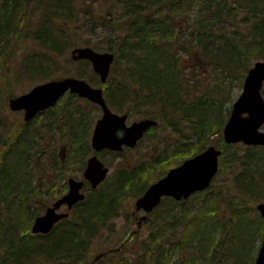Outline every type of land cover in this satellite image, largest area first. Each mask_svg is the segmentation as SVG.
Masks as SVG:
<instances>
[{
    "label": "trees",
    "instance_id": "1",
    "mask_svg": "<svg viewBox=\"0 0 264 264\" xmlns=\"http://www.w3.org/2000/svg\"><path fill=\"white\" fill-rule=\"evenodd\" d=\"M54 1L63 7L62 0ZM16 2L0 0L3 33L11 34L13 29H7L20 24ZM119 3L123 18L130 20L125 23L126 28H118L120 35L122 32L119 45L104 49L114 55L104 83L107 84L103 89L104 100L110 109H126L132 103L135 108H147L149 119L157 124L159 120L173 131L174 139L167 144L173 155L157 156L147 167L146 163H139L129 170L120 169L111 177L107 190L89 189L68 216L44 235L30 234L29 230L22 232L30 229L31 222L47 206L30 202V196L38 194L35 190L40 187L35 186L33 190L32 181L30 184L25 181L22 186L18 183V163L7 170L3 168L4 172L0 170L3 191H0V200L5 198L2 208L10 214L8 219L12 223L8 220L9 231L1 234L6 237L0 236V244L5 243L3 253L2 248L0 250V264H32L54 259L61 261L60 264L77 259L85 261L90 240L98 228L106 226L105 223L116 216L125 193L129 192L130 198L141 196L150 181L157 180L150 179V173L159 165L171 161V157L194 156L213 144L210 124L226 99L222 85L231 79L242 85L253 65L251 61L264 56V0H200L198 6L193 0H121ZM193 8H196L195 16L184 30L173 22L178 18L187 20L183 14ZM242 11L240 17L238 12ZM243 23L246 29L238 28ZM41 31L45 32V27ZM81 62L89 64L87 60ZM63 98L71 104L78 99L72 94ZM124 112L129 116V110ZM69 118V122L62 123L69 132L67 138L80 143L79 149H84V153L91 152L86 143L90 136L89 123L80 127L79 116ZM24 135H18L15 144L22 145L27 137ZM215 145L221 148L217 174L224 166L231 174L238 169L231 175V187H235L226 192L229 188L226 185V190L221 188L214 195L200 192L180 201L162 198L143 221V225H150L148 239L139 241L135 237L140 228L132 233L135 235L130 238V245L135 258L131 264H254L253 257L250 262L247 260L250 243L264 233V221L255 208L252 215L247 214L243 203L246 199L256 201L261 191L264 147L239 145L244 153L238 154L237 145L224 144L221 139ZM16 150L26 171L35 166V157L41 153L34 156L22 151L26 150L24 147ZM112 153L122 155V152ZM256 170H260L257 179ZM165 172L160 173L159 178ZM26 175L30 176L31 172ZM103 185L106 184L103 182ZM231 191L236 196L230 194ZM3 211L1 209L0 217Z\"/></svg>",
    "mask_w": 264,
    "mask_h": 264
},
{
    "label": "rangeland",
    "instance_id": "2",
    "mask_svg": "<svg viewBox=\"0 0 264 264\" xmlns=\"http://www.w3.org/2000/svg\"><path fill=\"white\" fill-rule=\"evenodd\" d=\"M15 1H17V10L21 18L20 24L17 27L7 29H13L11 34L3 33L2 28H0V170L3 171V168L7 170L12 164L18 163L17 167L19 172L16 180L21 186L25 181L29 184L32 181L30 187L33 190H35V186H39V190H35L38 194H32L30 196V202L38 206L41 204V206L47 205L45 207L46 209L53 201L67 192V180L69 178L83 180L82 174L86 167V162L89 157L95 154V151H92V149L91 152L87 153L86 151L84 153V149L83 151L79 149L80 143L70 142L67 138L69 137V132L63 128L62 123L64 125L65 122H69V116H79L81 120L80 127H84L85 122L89 123L90 136L86 143L87 147L90 146L91 148L92 131L96 121L101 117L102 112L100 109L98 110L95 104L87 99L77 96L78 99H75V102L71 104L67 103L70 102L69 100L63 98L54 109L47 111L40 118L36 117L28 127H24L22 114L10 110L8 100L28 92L37 84L50 80H58L63 77L83 79L92 87H100L103 90L107 84L100 83L99 77L93 72L90 63L86 66L81 62L82 60H72L71 51L74 48L89 46V48L97 52H105V48L117 43L119 45L118 38L122 36V32L120 35L118 28H126L125 23L130 19L123 18V11L119 7V1L121 0H62V8L57 6L58 3L54 0ZM193 3L195 6H198L200 0H193ZM195 11L196 8H193L192 11L187 10L183 14L188 18L187 20L183 18L184 21L178 18L177 20H173V22L179 26H183L184 30L185 26L195 16ZM243 13V11L241 13L238 12L240 17H242ZM243 24L238 25V28L246 29V24ZM44 27L45 32H43L44 30L41 31ZM255 61L264 62V56H259L258 59H254L251 61V64ZM118 66L120 65L118 64ZM222 87H224L223 93L226 95V99L218 111L219 115L213 117L210 124L211 130L213 131V135L210 137L213 143L211 145L218 150L221 149L215 145L218 140L221 139L224 143L222 130L225 123H222L226 122L225 114H227L228 109H231L232 103L241 93V85L236 80L231 79L222 85ZM262 95L264 98V83ZM132 104L127 106L128 109H125V107L122 109L111 108V111L116 114H123L125 110H129V117L126 122L128 124L149 118L146 116L148 114L147 108H135L136 106ZM67 111L70 113L65 114L64 112ZM65 115H68L66 118L67 121L64 118ZM157 121L158 124L148 129L134 147L125 148L120 157L114 155L112 153L113 151L105 153L107 151L103 150L96 153L97 158L108 169L105 179L96 188L99 187L101 190H107L111 185V182L109 185L111 177L120 169L127 167L126 169L129 170L131 166L139 163H146L145 165L147 167L149 162L156 159L157 156L165 155L169 157L173 155L172 150L169 151L167 149V144L174 139L171 137L173 131L163 122ZM261 130L264 131V125ZM22 133H25L24 136H27L26 140L23 141L22 145L15 144L17 142V136ZM40 136L42 139L38 138ZM228 145H237L236 147L240 148L238 154L244 153L242 149L244 145L240 143ZM17 147L20 149L21 147L26 148V150L22 151L34 156L41 152L39 157H35L36 163L32 169L25 170L23 167V159L21 156H18ZM191 157H184L182 159L171 157V161L162 163L156 170L150 173V179L156 180L157 178L159 180L171 168L176 167ZM174 163L177 164L175 165ZM237 171L238 169H234L231 174L227 166H224L222 171L219 170V173H216L217 177L214 181L212 180L210 183L211 186L209 185L210 187L208 186L206 189L207 191L204 190L201 192H208L211 196L216 194L221 188L226 190V185L229 187L226 192L232 190L235 186L233 185L231 187V175H235ZM259 171L256 170V179ZM26 172H31V175H26ZM162 172H165V174L159 178V174ZM23 174H25L24 178ZM103 182L106 185L101 186ZM152 183L150 181L148 187ZM261 185L262 187H259L261 191L256 201L246 199L245 203H243L249 215H252L251 212L258 203L264 201V181ZM83 188L84 193H87L89 189H96L91 188L88 183H85ZM0 191L3 192L1 187ZM128 193H125V196L122 197L116 216L107 221L105 223L106 226L104 225L96 230L94 237L90 240L88 247H86V260L77 259L76 261H68L66 262L67 264H117L121 262L131 264L135 258V254L133 253V246L130 245L132 243L130 238L140 228L139 234L135 237L139 241L141 239L147 240L150 233V225H143L142 211H135L134 203L140 196L130 198L131 194ZM230 194L236 196L233 191ZM3 201L0 200V212L1 209L3 211ZM45 209L42 211L44 212ZM60 211H65V209H61ZM3 213L0 217L1 238L3 236L6 237L1 234L8 233L9 231V229L7 230L9 225L8 220L12 223V220L8 219V216L10 218V214L8 215L7 211H3ZM28 230L30 232L29 227L22 232H27ZM133 231H135L134 234H132ZM261 236L255 241H251L247 256L248 262H250L252 257L255 259L254 256H256L261 243ZM4 244H0V250L2 248L1 253H3ZM60 263L62 262L54 259L52 262L39 260L32 264Z\"/></svg>",
    "mask_w": 264,
    "mask_h": 264
},
{
    "label": "water",
    "instance_id": "3",
    "mask_svg": "<svg viewBox=\"0 0 264 264\" xmlns=\"http://www.w3.org/2000/svg\"><path fill=\"white\" fill-rule=\"evenodd\" d=\"M71 59L74 61L87 60L93 72L99 77L100 83L103 84L109 74L114 55L110 52H97L89 47H79L71 51ZM262 64H264L263 61H256L246 72L241 93L233 102L230 115L223 126L222 136L226 144L242 143L247 146H264V132L260 130L264 124V100L260 93L264 75L256 72V69ZM53 86V94L48 96L41 104H35L29 100V97L37 88L48 89L53 88ZM66 92L87 99L101 109L102 115L96 121L91 136V148L96 153L102 150L121 151L124 146L132 148L148 129L156 125V121L153 119H142L127 125V115L116 114L109 109L100 87H92L83 79L74 77H65L37 84L28 92L10 98L8 107L12 111L24 110V120L27 121L38 112L56 104ZM102 124L106 131L100 130ZM118 132H122V135L118 136ZM220 154L221 151L214 146L207 147L201 153L193 156L195 158L203 157V164L200 169L179 182L166 183L168 178L183 168L190 158L171 168L135 200V211L142 210L145 213H150L163 197L180 201L187 199L194 193L207 189L217 172ZM107 173V167L94 154L86 162L83 178L89 182L91 188H96L105 179ZM83 184V181L69 178L67 180V192L52 202L42 214L34 218L30 227L31 234H47L57 222L66 218L68 211L76 203L83 200L84 193L81 192ZM63 207L66 211H60ZM255 208L264 220V202L258 203ZM144 218L145 216L142 217V219ZM254 264H264V233L261 236V243Z\"/></svg>",
    "mask_w": 264,
    "mask_h": 264
},
{
    "label": "snow or ice",
    "instance_id": "4",
    "mask_svg": "<svg viewBox=\"0 0 264 264\" xmlns=\"http://www.w3.org/2000/svg\"><path fill=\"white\" fill-rule=\"evenodd\" d=\"M256 72L261 73L264 75V64L260 65L257 69ZM255 72V73H256ZM53 88H37L35 92H33L32 96L29 97V100L32 103L35 104H41L48 96L53 94ZM101 131H106L103 127V124L101 125ZM203 164V157L200 158H190L188 162L183 166V168L179 169L177 172L173 173L169 178L166 183L172 182L176 183L179 182L183 179H185L187 176L194 174L198 169L202 167Z\"/></svg>",
    "mask_w": 264,
    "mask_h": 264
},
{
    "label": "flooded vegetation",
    "instance_id": "5",
    "mask_svg": "<svg viewBox=\"0 0 264 264\" xmlns=\"http://www.w3.org/2000/svg\"><path fill=\"white\" fill-rule=\"evenodd\" d=\"M261 94L263 93V86H262V88H261ZM66 94H69L68 92H66L64 95H66ZM64 95H63V97H64ZM74 95H76V94H74ZM77 96V95H76ZM263 96V95H262ZM62 97V98H63ZM61 98V99H62ZM60 99V100H61ZM59 100V101H60ZM59 101H57V103L56 104H54L53 106H51V107H49V108H47V109H45V110H42V111H40V112H38L33 118H31V119H29V120H27V121H25L24 120V110H17V111H15V112H18V113H21L22 114V116H23V122H24V124H30V123H32L35 119H36V117L37 118H40L43 114H45V113H47V111H50V110H52V109H54V107L55 106H57V104L59 103ZM127 115V114H126ZM128 115H127V119H128ZM128 124V123H127ZM122 135V132H118V136H121ZM126 147L124 146L122 149H121V151H119V152H122L124 149H125ZM105 255V254H104ZM103 255V256H104Z\"/></svg>",
    "mask_w": 264,
    "mask_h": 264
},
{
    "label": "bare ground",
    "instance_id": "6",
    "mask_svg": "<svg viewBox=\"0 0 264 264\" xmlns=\"http://www.w3.org/2000/svg\"><path fill=\"white\" fill-rule=\"evenodd\" d=\"M67 116H68V115H65L64 118L66 119ZM66 121H67V119H66ZM38 138H39V139H42V138H40V137H38ZM36 145H37V144H36ZM141 211H142V210H141ZM142 213H143V216H145V218H146V214H148V213H145V212H143V211H142ZM145 218H144V219H145ZM144 219H143V220H144Z\"/></svg>",
    "mask_w": 264,
    "mask_h": 264
}]
</instances>
